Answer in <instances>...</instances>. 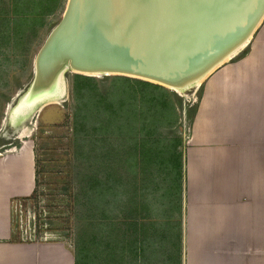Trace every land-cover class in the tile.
Masks as SVG:
<instances>
[{
  "label": "rangeland",
  "instance_id": "rangeland-1",
  "mask_svg": "<svg viewBox=\"0 0 264 264\" xmlns=\"http://www.w3.org/2000/svg\"><path fill=\"white\" fill-rule=\"evenodd\" d=\"M65 1L0 0V152L27 145L34 160V190L26 197H14L10 201L13 238H41L46 232L66 240L73 253L80 255L79 264H182L180 246L176 250L171 244L180 240V235L179 239L172 236L180 233L182 178L180 192L178 187L169 201L172 208L166 202L160 212L161 199L155 193L160 192V187L166 188V178L162 179L166 173L154 176L156 166H145L140 161L139 138L145 133L137 128L131 133L112 130L109 124L93 128L92 118L76 117L83 92L88 91L95 100L101 98L100 106H107L114 75L66 73V93L62 100L47 103L28 117L14 121L6 118V107L30 82L34 56L59 20ZM199 87L184 94L175 92L176 97L171 94L173 123L159 126L160 135L171 139L182 164L194 103L200 96ZM25 128L31 130L27 136L22 135ZM81 134L96 139L80 142L76 136ZM21 169L22 175L25 174V163ZM97 179L99 190L110 186L107 197L111 198L112 189H116L115 200L112 198L106 204L99 196L98 206L93 184ZM150 189L153 198L145 194ZM161 218L166 219V225L162 228L163 239L158 241L159 255L153 257L149 252L143 259L129 246L130 238L138 245L147 234L161 236L153 231Z\"/></svg>",
  "mask_w": 264,
  "mask_h": 264
},
{
  "label": "crops",
  "instance_id": "crops-1",
  "mask_svg": "<svg viewBox=\"0 0 264 264\" xmlns=\"http://www.w3.org/2000/svg\"><path fill=\"white\" fill-rule=\"evenodd\" d=\"M236 54L201 81L194 103L182 165V264H264V18ZM21 147L0 152V264H74L66 240L13 238L10 201L35 186L31 149Z\"/></svg>",
  "mask_w": 264,
  "mask_h": 264
},
{
  "label": "water",
  "instance_id": "water-1",
  "mask_svg": "<svg viewBox=\"0 0 264 264\" xmlns=\"http://www.w3.org/2000/svg\"><path fill=\"white\" fill-rule=\"evenodd\" d=\"M263 18L264 0H66L6 118L62 100L69 72L135 77L184 94L239 52Z\"/></svg>",
  "mask_w": 264,
  "mask_h": 264
},
{
  "label": "trees",
  "instance_id": "trees-1",
  "mask_svg": "<svg viewBox=\"0 0 264 264\" xmlns=\"http://www.w3.org/2000/svg\"><path fill=\"white\" fill-rule=\"evenodd\" d=\"M112 80L113 89L109 92L110 96L107 99V106L105 104L100 106V102L103 103L101 98L95 100L92 96L89 97L90 94L88 91L85 93L83 92L81 98L82 106L76 109V117L87 116L88 119L92 118V121L94 122L92 123L93 128L100 126L103 127V125L109 124L112 127V130L118 129L121 132L128 131L131 133L137 128L140 132L142 131L145 133L139 138L141 142L140 148L142 149L139 151L141 156L139 159L145 166L150 164L156 166H154V176H158L157 174L162 173L163 171L166 173L165 176L162 177L164 180L166 178V188L164 189V187H162L161 189L160 187V192L155 193L156 197L161 199V202H159L162 207L160 208V212H163V208L165 209V205H167L166 202H168V206L172 208L169 201L174 197V191H177L178 187L179 192L181 189L179 179L182 178L181 165L183 164L180 160V155L178 151H175L171 139L165 135L161 136V130H159V126H170L173 123V106L170 96L173 94L176 97L175 91H170L166 87L157 83L124 75H114ZM103 114L108 116L106 118L101 117ZM76 138L80 140V142L86 140L93 141L96 139L94 137H87L84 134L77 135ZM93 184L95 185L96 194L98 195V206L99 196H102V202L104 203V201H106V204H108V200L110 202V199L113 198L112 201L116 199V189H112V197L110 198L107 197L110 195V191L107 189L110 187L109 185L102 186L101 191V189L99 190L100 182L98 179L94 181ZM145 194L151 195L153 198V189L146 190ZM167 196H169V198ZM146 209L147 207H145V210ZM168 215H170V213H168ZM128 218H130L129 215ZM124 223H126L125 226H127L128 222L125 221ZM164 225H166V219L161 218L157 223L158 227L156 230H153L161 233V236L157 233H155L156 235H154V233L147 234L145 240L139 241L138 245L134 244L132 238H130L129 246L131 245V249H135V252L139 253L143 259L149 252L153 257L159 255L157 249L160 242L158 241H162L163 239L162 228ZM173 235L174 236L172 237L178 238L180 233L176 232ZM150 242H152L153 247H150ZM171 244L177 250L178 246H180V240L176 242L171 241ZM170 255L171 252L169 251V256ZM147 256H149V254ZM79 258L80 255H75L74 253V264H79Z\"/></svg>",
  "mask_w": 264,
  "mask_h": 264
},
{
  "label": "bare ground",
  "instance_id": "bare-ground-1",
  "mask_svg": "<svg viewBox=\"0 0 264 264\" xmlns=\"http://www.w3.org/2000/svg\"><path fill=\"white\" fill-rule=\"evenodd\" d=\"M199 84H200V81H199V83H196V85H195L194 88H196ZM194 88H193V90H194ZM58 101H59V100H58ZM52 102H57V100L52 101ZM7 109H8V106L6 107V110H7ZM6 110H5V113H6ZM32 115H34V114L32 113ZM28 116H30V115H28ZM28 116H27V117H28ZM23 127H24V126H23ZM23 127H22V128H23ZM22 128H21V129H22ZM31 128H32V127H31ZM21 129H20V130H21ZM29 131H31L30 128H25V130H24V132H23L22 135H28V134L30 133ZM19 132H20V131H19ZM19 132H18V133H19Z\"/></svg>",
  "mask_w": 264,
  "mask_h": 264
},
{
  "label": "built area",
  "instance_id": "built-area-1",
  "mask_svg": "<svg viewBox=\"0 0 264 264\" xmlns=\"http://www.w3.org/2000/svg\"><path fill=\"white\" fill-rule=\"evenodd\" d=\"M32 231H33V232H31V235H32V237H33V236H35V235H34V229H33V227H32ZM47 236H48V234H46V232H45V236H43V237H47ZM30 237H31V236H30Z\"/></svg>",
  "mask_w": 264,
  "mask_h": 264
}]
</instances>
